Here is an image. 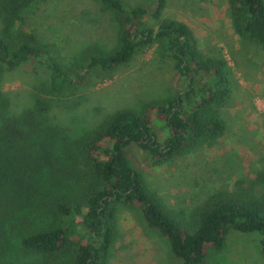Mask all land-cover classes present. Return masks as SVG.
I'll list each match as a JSON object with an SVG mask.
<instances>
[{
    "label": "trees",
    "instance_id": "16d2710c",
    "mask_svg": "<svg viewBox=\"0 0 264 264\" xmlns=\"http://www.w3.org/2000/svg\"><path fill=\"white\" fill-rule=\"evenodd\" d=\"M18 1L0 0V66L14 69L39 63L48 71L46 87L52 92L85 81L92 68L112 71L155 41L166 43L164 55L175 62L188 83L167 100L147 103L139 110H116L75 138L54 122L42 101H37L36 109L10 117L0 97V238L12 237L16 220L29 222L30 231L22 232L19 239L26 252L56 259L67 246L78 247L73 262L46 264H106L117 236V207L124 205L140 209L143 222L166 240L179 264H214L213 254L226 248L233 231L258 233L264 255V192L250 186L264 180V171L256 180L219 191L190 215L180 216L150 190L126 153L136 144L154 163L162 164L223 136L227 122L222 108L232 95L226 60L206 55L193 29L181 20L168 18L157 26L141 27L148 14L161 18L167 0H156L152 12L143 6L127 7L123 0H96L116 14L117 45L90 54L74 80L58 62L46 57L33 34L13 27L14 16L31 2L25 0L21 6ZM228 2L238 34L264 47V0ZM53 167L76 176L87 174L80 194H66L54 203V195L50 199L37 196ZM250 182V187L244 186ZM46 202L53 205V217H30L31 208Z\"/></svg>",
    "mask_w": 264,
    "mask_h": 264
},
{
    "label": "rangeland",
    "instance_id": "374dc122",
    "mask_svg": "<svg viewBox=\"0 0 264 264\" xmlns=\"http://www.w3.org/2000/svg\"><path fill=\"white\" fill-rule=\"evenodd\" d=\"M123 2L127 7L143 6L151 12L156 7V0ZM18 3L22 6L25 0ZM168 18L186 22L195 32L199 48L208 56L224 58L231 74L232 95L222 108L227 130L218 140L162 164L154 163L150 154L136 144L126 150L150 190L170 210L188 216L211 195L235 190L264 171V47L238 34L228 0H167L161 18L148 14L141 27L157 26ZM13 20L16 30L33 34L43 45L46 57L58 62L74 80L90 54L110 51L117 45L116 14L96 0H31ZM165 48L162 41L142 46L129 62L114 70L92 68L85 81L55 92L46 87L48 71L39 63L28 62L14 69L0 66L2 108L7 106L5 113L12 117L36 109L40 100L49 107L54 122L75 138L116 110H139L147 103L167 100L185 90L188 81L175 62L164 55ZM48 175L37 196L50 199L54 195L53 203L56 198H66V194H80L87 177L56 167ZM250 186L264 192V180ZM31 211L30 217L42 214L48 220L55 213L48 202ZM116 215L117 236L106 264H179L166 240L143 222L139 208L120 205ZM29 225L16 220L12 237L0 238V264L73 262L78 251L75 245L67 246L56 259H43L22 249L19 239L22 232L30 231ZM213 262L264 264L260 235L231 232L226 248L213 254Z\"/></svg>",
    "mask_w": 264,
    "mask_h": 264
}]
</instances>
